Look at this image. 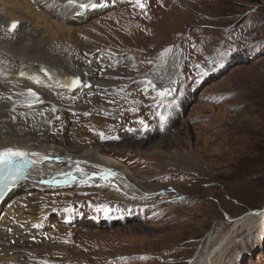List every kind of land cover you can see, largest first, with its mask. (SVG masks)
Wrapping results in <instances>:
<instances>
[{
    "label": "rangeland",
    "instance_id": "374dc122",
    "mask_svg": "<svg viewBox=\"0 0 264 264\" xmlns=\"http://www.w3.org/2000/svg\"><path fill=\"white\" fill-rule=\"evenodd\" d=\"M17 1L18 5H23L21 0ZM57 1V5L68 6L65 0H60L62 3ZM100 2L94 0L93 3ZM128 2L131 7L124 6ZM144 2L146 9L142 11L134 0H103L104 10L95 18L103 17L108 10L104 22L98 20L93 24L89 20L82 25L84 10L76 5L72 9L68 6L72 14H69L66 27L56 23L62 19H51V15L45 12L40 11V14L46 19L38 15L28 16L19 7L16 10L18 22L24 24L27 21L26 30L32 34L35 31V39L42 51L73 60L76 71L87 66L80 70L85 78L90 75L100 81L97 84L120 90L119 96L104 100V105L127 108L126 114L121 112L112 121L107 115L98 116L99 111L78 119V128L74 110L83 108L96 92L87 87L84 91L89 90L90 95L83 91L74 93V99L79 95L83 98L73 104L69 93L61 94L54 87L58 84L53 82L51 91H57L55 94L60 95L65 103L70 102L72 119L63 133L66 134L64 142V137L57 138L50 146L83 155L88 147L99 146H94L93 139H106L100 134L110 130L130 131L147 145L141 151L132 146L121 151L113 147V157L140 181L142 189L156 192L153 198L140 196L128 182H124L125 178L120 180L116 176L108 188L99 187L100 178L82 182L77 177L75 189H69L74 192L71 199L65 194L62 197L51 196V193L37 196L33 202L47 199L44 201L47 209L39 204L44 214L51 210L52 219L46 223L56 229L50 232L57 235L53 240L42 238L34 244L33 249L40 252L34 254L31 262L200 264L212 239L237 234L234 239L240 236L241 241L235 243L223 264H264V217L251 231L240 228L241 225L235 222L264 207V0ZM110 4L113 6L109 7ZM89 13L97 15L98 12L90 10ZM72 20L76 22L69 24ZM69 27L72 29H67ZM50 35L54 42L49 40ZM21 38L22 35H17L9 43L17 45ZM53 44L63 46V52L58 48V51H52ZM169 48L172 51L162 56L164 79L155 78L158 73L148 63H153L158 50L163 53ZM67 49L72 57L66 54ZM121 51H126L129 56L111 57ZM97 52H106L102 54L106 58L98 57ZM126 69L154 81L158 89H173V96L165 97L164 103V98L156 93L151 99L154 108L137 110L133 102L127 105L125 98L137 85L124 80ZM18 86L25 90L32 88L38 93L35 87ZM53 104V107L58 106ZM101 105L103 107V101ZM140 120L148 128L147 133L144 126H139ZM24 125V130H29V122L25 121ZM130 140L134 139L130 137ZM157 143L154 148L150 146ZM181 156L184 163L179 160ZM96 171L99 177L105 173L102 169ZM112 185L120 191L111 189ZM82 193L85 195L81 196ZM87 196L85 202L108 209L116 210L125 205L133 207L127 208L124 216L119 214L121 211L110 214L109 220L121 221L115 224L102 221L98 208L80 215L84 216L85 222L75 221L74 224L71 217L65 220L70 215L65 211L67 204L76 203L68 207L72 211L83 210L85 202L82 197ZM41 209L34 208L27 217H37ZM55 210L58 211L56 214ZM63 221L68 225L62 224ZM94 222L98 224L95 226ZM66 228H70L69 231ZM66 232L74 235L72 241L65 240ZM89 242H97L100 247L93 252L94 255L86 244ZM76 243L79 247L70 249L72 256L64 251ZM54 246H61L59 254ZM48 247L52 249L50 253ZM61 254L65 258L58 259ZM71 257L87 260L73 262Z\"/></svg>",
    "mask_w": 264,
    "mask_h": 264
},
{
    "label": "bare ground",
    "instance_id": "6f19581e",
    "mask_svg": "<svg viewBox=\"0 0 264 264\" xmlns=\"http://www.w3.org/2000/svg\"><path fill=\"white\" fill-rule=\"evenodd\" d=\"M9 1L10 0H0V4L2 5L0 8V31H6V26L13 20L17 22L18 26L12 33H0V149L13 148L26 150L28 153H39V155L30 156L32 160L35 161V165L28 170L26 179L22 180L8 196V202L16 203L15 212H18V214L16 216L13 215L12 219L9 221L8 237L0 241V264H35L31 262V260L34 257V254L39 253L40 250L33 249V246H35L34 244L39 243L42 238H50L53 240L57 233L45 232L49 226L46 222H50L52 219V217L50 218L51 210H47L46 214H44V211L41 209L43 208L42 206L46 207L44 201L47 199L40 198L41 200H36L34 202L33 200L38 198L37 196H41L46 193H51V196L57 195L62 197L64 194L69 192L68 189L70 186L77 185L76 183H70L65 186H50L48 184L41 183L42 180H49L56 177L63 179L60 174L71 171L78 178H81L83 182H86L99 178V173H97L96 170L102 169L103 171L105 170L104 172L110 170L115 173V176L120 180L125 178L124 182H128L127 184L136 193H140L138 194L140 196H149V198H153L156 196V192L152 193L153 191L142 189L140 181L134 179L128 173L124 165L113 157L115 147L121 151L126 146H132L141 151L143 150V147L147 145V143H143L142 141L140 142L139 137H137L134 133L131 134L130 131L120 129L105 132L103 135L106 139L103 141L100 140L101 138L93 139L92 142L99 146L93 148L88 147V150H86L83 155L76 154L73 150H60L57 147L50 146L55 140L57 141V139L53 136V132H56V128L64 133L68 128L70 120L72 119L69 113V111H71L68 106L69 103L71 102L75 104L77 103L75 100L78 99V101H80L81 99L79 98L83 97L79 95L77 99L70 100V102L65 103L64 99L60 95L55 94L57 91H54L55 93L51 91L52 88L50 85H52L53 82L39 74L38 66L40 64H45L52 69H55L62 77H66L70 74L74 75L79 71H76L73 60H64L60 56H51L42 51L37 39H35V31L32 34L29 30H26L28 28L27 21H25L24 24L18 22L19 16L16 15L18 14L16 10L19 7L21 10L23 9L22 12L27 13L28 16L38 15L46 19V16L40 14V11L45 12L51 15V19H62V22L56 23L65 27V24L68 22L67 19L69 14L72 13L69 12L68 6H63L62 4L53 6V4L50 3V0H21V3L23 4L22 6L18 5L17 0H11V2ZM112 6V4L109 5V7ZM37 9H39L38 12H36ZM80 10L83 11L84 9L80 8ZM34 22L38 23L39 20H34ZM74 22H76V20L70 21L69 24ZM35 26L36 25H33L32 27L39 29L38 26ZM67 29L71 30L72 28L69 27ZM17 35H22L21 42H18L17 45H14V43L10 44L9 41H12L17 37ZM48 37L50 38L49 40L54 42V39H51V35ZM54 44L52 47L53 49L51 48L52 51H58L56 49L58 48L59 51L63 52V46L58 44L55 47ZM43 48L45 49L46 46L44 45ZM45 50L47 51L48 49ZM161 53L162 51L158 50L156 56L152 59L153 63L149 62L148 64H151L155 68L154 72H156V74L158 73L155 78L163 80L164 62ZM66 54L71 56L68 49L66 50ZM21 73H23V75H21ZM125 74L127 77H125L124 80L127 79L130 82L133 81L131 83L137 85L136 89H133L127 94L125 98L126 104L128 105L129 102H133L134 105H136L135 107L137 110H142L141 107L144 109L147 107L154 108L155 106L151 105V99L154 98L157 92L151 90L150 88L147 90L145 89V82L147 81L146 78L141 76V74H136L134 70L131 69H126L124 76ZM37 81H39V83H37ZM20 84L37 88L41 100L46 102L44 106L42 107L37 105L28 110L25 109L24 107L29 104L31 98H28L25 95L28 90L23 89L24 87L22 88L18 86ZM54 87L61 94L66 92L58 85ZM115 88L116 87L114 86L94 84L92 88L93 93L96 92L94 98L88 99L83 108L80 107L74 110L76 123H78V119L93 116L94 113H97L98 111V116L102 114L107 115V118L110 121L114 119L115 115L119 116L121 112L123 113L122 115L126 114L127 108L125 109L124 107H121L117 109L112 104L104 105V100H112L114 96L120 95V90L117 91ZM107 89H111L110 92H104ZM22 91H24L25 94H21ZM88 95L90 94L88 93ZM58 96L59 98H57ZM8 97H11V99H8ZM20 100L22 101L21 103ZM102 101L103 107L101 105ZM53 103L58 106L53 107ZM50 112L57 113V117L53 120L51 118L48 119L46 114ZM32 113H35L36 115H33ZM85 113H88L89 115H85ZM13 117H15V119H13ZM61 118L62 120H60ZM25 121L29 122V130L27 131L24 130ZM76 126L79 128V123ZM51 131L52 135H49V133L51 134ZM65 135L60 137V140L64 137L62 142L66 139ZM51 137L52 140L50 141ZM130 137L134 140L131 141ZM103 143L107 144L105 145L106 147H100ZM157 145L158 143L150 146L154 148ZM45 157L49 159L45 160ZM57 158L59 159L57 160ZM179 160L180 162H185L183 161L182 156ZM76 162H79L80 167L83 169L82 173L77 172ZM93 174H95V177H93ZM97 185L98 184L95 186ZM82 187L84 188L83 185ZM19 190L22 191V193L15 194V192ZM69 193L72 194L74 192L71 191ZM114 198L116 197L114 196ZM115 200L118 201L117 199ZM62 201H64V199ZM39 203H41L42 206H40ZM37 207L41 209L38 212V216L35 217L32 215L31 217H27L28 214H31L34 208ZM226 217L228 220H231L228 216ZM263 217L264 207L260 210L247 213L243 217L235 220V222L238 226L241 225L240 228L251 231L261 221V219H263ZM85 221L86 219L84 216H80V219L76 222L82 223ZM64 223H66V221L62 222V224ZM236 235L237 234L230 236L223 235L212 239L209 242L208 249L200 264H223L227 254L235 246V243H239L241 241L240 236H238L239 239H234L236 238ZM2 243H5V246L2 247ZM48 248L50 250L48 253H50L52 249L50 247ZM60 248L61 246L53 247L55 252H60ZM41 251L47 252L46 249H42ZM61 258H65L63 254L58 256V259ZM61 262L62 261L59 260L58 264Z\"/></svg>",
    "mask_w": 264,
    "mask_h": 264
},
{
    "label": "snow or ice",
    "instance_id": "6c2138e0",
    "mask_svg": "<svg viewBox=\"0 0 264 264\" xmlns=\"http://www.w3.org/2000/svg\"><path fill=\"white\" fill-rule=\"evenodd\" d=\"M68 3L72 5L75 3V0H68ZM134 4L138 6L142 11L146 9V3L144 2V0H134ZM98 6L99 7L105 6L103 0H101L99 4L97 3L79 4V8L84 10H88L89 8L94 10ZM17 26H18L17 22H13L10 31L15 30ZM171 51L172 49L170 48L166 49L165 52L161 53V56H165L167 53H170ZM43 71H44V75L47 76L49 79H51L48 70L45 69ZM21 75H23V73H21ZM37 83H39V81H37ZM60 87L66 88L70 91H76L77 89L83 87L90 88L91 85L84 84L83 81L80 79V77H74L70 80L68 84L60 83ZM148 88H150L153 91H156L157 95L161 98L173 96V92H174V90L169 87L158 89L156 83L152 80H147L145 82V89L147 90ZM25 95L31 98L28 104L29 107H33L36 104L42 103L40 95L37 93V91L33 90L32 88H29ZM8 99H11V97H8ZM158 114L162 115V113H158ZM85 115H89V114L85 113ZM13 119H15V117H13ZM139 123L141 125H144L143 120H140ZM100 135L103 137V134ZM38 155L39 153H28L13 148H5L3 150H0V198H2L7 192L12 190L13 188L17 187L22 180L26 179L28 170L35 165V161L30 160L29 156H38ZM48 159L49 158L45 157V160ZM58 159L59 158H57V160ZM76 170L77 172H81V173L83 172V169L80 167L79 162H76ZM60 176H62L63 179L56 177L49 180H42L41 183L48 184L50 186H65V185H69L70 183H74L77 180V176L73 174L71 171L66 173H61ZM114 176L115 173L108 170L104 173L103 176L99 178L103 180H108L109 177H114ZM93 177H95V174H93ZM97 210L99 211L100 209ZM65 211L71 212L72 209L68 208L65 209ZM104 211L107 214V212L110 211V209L105 208Z\"/></svg>",
    "mask_w": 264,
    "mask_h": 264
},
{
    "label": "water",
    "instance_id": "95a60500",
    "mask_svg": "<svg viewBox=\"0 0 264 264\" xmlns=\"http://www.w3.org/2000/svg\"><path fill=\"white\" fill-rule=\"evenodd\" d=\"M42 70H45V68L42 67ZM47 70H48V72L50 73V76L57 78V79H58L60 82H62L63 84H68V83L70 82V80L73 78V77H68L67 79L63 80V79H61L60 77H57L55 71H53V70H49V69H47Z\"/></svg>",
    "mask_w": 264,
    "mask_h": 264
}]
</instances>
